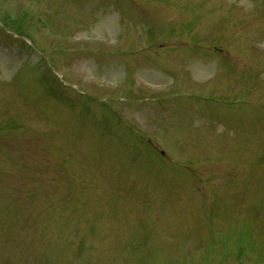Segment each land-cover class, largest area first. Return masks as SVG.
I'll return each mask as SVG.
<instances>
[{"label":"rangeland","instance_id":"obj_1","mask_svg":"<svg viewBox=\"0 0 264 264\" xmlns=\"http://www.w3.org/2000/svg\"><path fill=\"white\" fill-rule=\"evenodd\" d=\"M0 264H264V0H0Z\"/></svg>","mask_w":264,"mask_h":264}]
</instances>
